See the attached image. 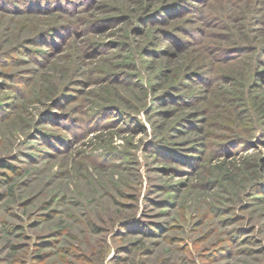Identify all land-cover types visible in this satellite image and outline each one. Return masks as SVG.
<instances>
[{
	"label": "rangeland",
	"instance_id": "obj_1",
	"mask_svg": "<svg viewBox=\"0 0 264 264\" xmlns=\"http://www.w3.org/2000/svg\"><path fill=\"white\" fill-rule=\"evenodd\" d=\"M0 264H264V0H0Z\"/></svg>",
	"mask_w": 264,
	"mask_h": 264
},
{
	"label": "trees",
	"instance_id": "obj_2",
	"mask_svg": "<svg viewBox=\"0 0 264 264\" xmlns=\"http://www.w3.org/2000/svg\"><path fill=\"white\" fill-rule=\"evenodd\" d=\"M4 166H7V165L4 164Z\"/></svg>",
	"mask_w": 264,
	"mask_h": 264
}]
</instances>
